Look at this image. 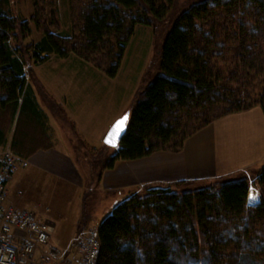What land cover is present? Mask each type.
<instances>
[{
    "label": "trees",
    "instance_id": "trees-1",
    "mask_svg": "<svg viewBox=\"0 0 264 264\" xmlns=\"http://www.w3.org/2000/svg\"><path fill=\"white\" fill-rule=\"evenodd\" d=\"M188 1L144 69L119 147L96 183L116 160L178 152L222 116L254 106L264 113V0ZM66 3L69 28L62 31L46 0H33L29 19L14 15L11 0H0V157L14 120L15 154L48 139L34 89L63 112L33 70L27 77L30 62L73 53L114 77L135 25L162 21L174 0ZM29 21L36 40H25ZM203 181L186 189L177 186L195 181L144 186L118 202L97 227L96 264H264V163ZM250 183L260 193L253 205Z\"/></svg>",
    "mask_w": 264,
    "mask_h": 264
},
{
    "label": "crops",
    "instance_id": "crops-1",
    "mask_svg": "<svg viewBox=\"0 0 264 264\" xmlns=\"http://www.w3.org/2000/svg\"><path fill=\"white\" fill-rule=\"evenodd\" d=\"M32 68L44 91L59 104L57 106L63 112L59 117L55 105L54 109L51 105H39L46 115L47 134L51 136L48 141L51 144L46 146L37 142L20 154L28 164L15 171L8 180L7 203L31 209L45 202L49 206L48 213L52 209L50 206H53L49 197L57 194L58 190H83L88 181L82 180L83 170L78 168L69 141L63 142L58 138V143H55L53 133L59 136L64 127L63 122L68 123L73 137L84 145L82 147L108 152V146L103 142L108 129V105L85 103L84 99L88 97L89 89L95 85L100 73L73 53L65 58L52 54L43 62L33 64ZM138 81L139 76L134 79V87L139 85ZM34 91L38 98L37 90ZM127 106L109 105L114 110L112 117H118ZM14 126L15 120L7 130V141L2 152L12 151L9 144ZM263 163L264 113L259 106H254L212 121L188 137L178 152L156 151L136 159L116 160L111 168L103 169L97 185L103 194L121 195L120 202L144 186L159 187L176 181L209 180L257 168ZM254 189L255 198H259V191ZM40 215L49 224L44 218L45 214L40 212ZM49 229L50 241L53 243L50 225ZM67 243L62 248L67 247Z\"/></svg>",
    "mask_w": 264,
    "mask_h": 264
},
{
    "label": "rangeland",
    "instance_id": "rangeland-1",
    "mask_svg": "<svg viewBox=\"0 0 264 264\" xmlns=\"http://www.w3.org/2000/svg\"><path fill=\"white\" fill-rule=\"evenodd\" d=\"M188 3V0H174L172 8L162 21L155 20L150 25H135L134 32L130 36L125 47L117 71L118 73H116L117 75L109 77L97 68L100 74H98L95 80V85L89 89L88 97L84 99V101H86L85 103H89V105H108V129L115 119L126 112H130L134 94L138 86H135L136 88L134 87V79L139 76V81L141 80L147 64L154 61V56L160 50L165 35L170 31L174 20L178 14L187 7ZM66 4V0H46L47 15L50 13L51 9L54 11L53 13L58 20L59 29L62 31H67L69 28ZM11 8L16 17L20 19H29L34 10L33 0H11ZM29 28L30 34L25 40L31 41L39 38V32L35 29L31 21H29ZM33 64L34 63L30 62L28 66L30 71L27 72V77L29 76L30 79L32 78L31 71L33 70ZM38 101L41 105H52L48 98L45 96L42 97L39 93ZM109 105L128 106L118 117H112L114 110L109 107ZM58 114L59 117H61L60 111H58ZM63 126L62 132L59 131V136L57 135L58 137L53 133L54 142L58 143V138L63 142L69 141L73 156L79 166L78 168L83 170L84 179L82 180L85 181L88 179L86 188L83 190H78L76 188L58 190L57 194L55 193L54 196L49 197V200L53 202V206H50L52 209L48 213H46V211L49 206L45 202H41L31 208L38 213L40 218V212L45 214L44 218L46 217V220L52 228L53 243L50 242L57 247L60 246L58 247L60 249H64L65 247L62 248L64 246L63 244L67 242L70 243L79 234L85 233L95 225L98 226L100 221L109 214L111 208H113L121 198L119 194H103L96 183V174L100 170V166L106 162L107 157L113 153L115 149L108 146L107 152V150L99 151L97 149L91 150V148H84L82 147L84 145L73 137V132L69 129L70 127H68L69 124L63 122ZM48 138H51V136H48ZM41 141L46 146H50L51 144L46 138ZM253 171L254 169L248 171L250 177ZM202 183H205V181H195L189 185H179L177 189L194 188L202 185ZM254 188L255 186L250 183L248 190L249 195L247 197L248 203L253 201V199H250V196H254ZM15 207L23 209L17 206ZM74 248V245L70 246V255L74 252Z\"/></svg>",
    "mask_w": 264,
    "mask_h": 264
},
{
    "label": "built area",
    "instance_id": "built-area-1",
    "mask_svg": "<svg viewBox=\"0 0 264 264\" xmlns=\"http://www.w3.org/2000/svg\"><path fill=\"white\" fill-rule=\"evenodd\" d=\"M27 160L5 151L0 157V264H96L99 240L90 228L60 249L49 241V225L32 209H18L6 203L7 182Z\"/></svg>",
    "mask_w": 264,
    "mask_h": 264
},
{
    "label": "water",
    "instance_id": "water-1",
    "mask_svg": "<svg viewBox=\"0 0 264 264\" xmlns=\"http://www.w3.org/2000/svg\"><path fill=\"white\" fill-rule=\"evenodd\" d=\"M127 116L126 121L124 122L123 125H117L116 122L120 120L121 117ZM129 118V113L126 112L117 119L114 120V122L110 125L109 129L107 130L106 134L104 135L103 142L110 146V147H117L119 145L120 139L123 135V133L126 130L127 127V122ZM107 140H111L113 143H108L106 142Z\"/></svg>",
    "mask_w": 264,
    "mask_h": 264
},
{
    "label": "snow or ice",
    "instance_id": "snow-or-ice-1",
    "mask_svg": "<svg viewBox=\"0 0 264 264\" xmlns=\"http://www.w3.org/2000/svg\"><path fill=\"white\" fill-rule=\"evenodd\" d=\"M126 119H127V116L125 115V116L121 117L120 120H118V121L116 122V124H117L118 126H119V125H123L124 122L126 121ZM106 142H108V143H113L111 140H107ZM254 198H255L254 196H250V199H254Z\"/></svg>",
    "mask_w": 264,
    "mask_h": 264
}]
</instances>
